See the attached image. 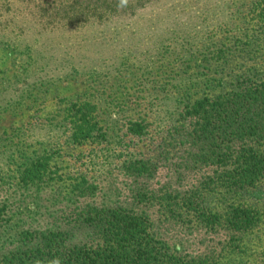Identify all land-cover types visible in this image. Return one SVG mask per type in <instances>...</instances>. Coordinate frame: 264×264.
Here are the masks:
<instances>
[{
  "label": "rangeland",
  "instance_id": "1",
  "mask_svg": "<svg viewBox=\"0 0 264 264\" xmlns=\"http://www.w3.org/2000/svg\"><path fill=\"white\" fill-rule=\"evenodd\" d=\"M87 1L0 0V259L51 230L89 242L87 212L120 208L182 255L257 264L264 179L222 187L193 105L264 80V0ZM191 192L263 225L236 250L234 233L169 214Z\"/></svg>",
  "mask_w": 264,
  "mask_h": 264
},
{
  "label": "trees",
  "instance_id": "2",
  "mask_svg": "<svg viewBox=\"0 0 264 264\" xmlns=\"http://www.w3.org/2000/svg\"><path fill=\"white\" fill-rule=\"evenodd\" d=\"M79 1L70 0L69 6L73 8ZM91 1L97 3L87 2ZM193 110V116L203 122L197 124L195 132L217 142L218 151L212 152L209 160L214 159L212 163L222 169L219 182L229 194L246 191L264 179L262 78L252 74L238 89L214 100L199 101ZM95 127L90 118L84 117L77 132L88 136ZM179 200V208L168 211L170 215L182 216L184 212L203 227L234 233L239 239L236 250L263 225L258 211L250 206L230 204L224 212H217L193 192ZM85 220L92 228L91 241L72 244L64 231L41 232L36 245L4 255L0 264H217L175 251L156 234L146 214L120 208L91 209ZM259 250L257 264H264V244Z\"/></svg>",
  "mask_w": 264,
  "mask_h": 264
}]
</instances>
